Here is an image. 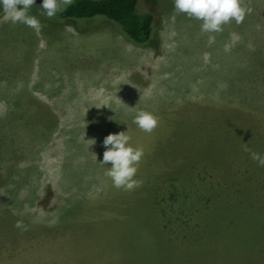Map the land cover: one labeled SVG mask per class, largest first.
<instances>
[{
	"label": "rangeland",
	"instance_id": "obj_1",
	"mask_svg": "<svg viewBox=\"0 0 264 264\" xmlns=\"http://www.w3.org/2000/svg\"><path fill=\"white\" fill-rule=\"evenodd\" d=\"M260 1L202 33L173 0H141L147 46L99 16L48 18L40 0L39 30L0 13V264H264ZM120 131L144 151L132 191L98 162Z\"/></svg>",
	"mask_w": 264,
	"mask_h": 264
},
{
	"label": "clouds",
	"instance_id": "obj_2",
	"mask_svg": "<svg viewBox=\"0 0 264 264\" xmlns=\"http://www.w3.org/2000/svg\"><path fill=\"white\" fill-rule=\"evenodd\" d=\"M72 2L73 0H40L39 5L42 14L52 18L58 12L65 10ZM34 4L35 0H0V13L3 14L4 20L12 24H24L39 30L40 21L36 16L29 14ZM173 7L177 13H183L189 18L200 21L202 33L220 32L222 26L230 21L240 24L252 11L250 7L244 5L243 0H173ZM132 123L141 131L151 133L157 126L158 120L152 112L140 109L134 113ZM130 139L126 131L107 134L102 140L105 150L98 161L101 165L108 166L105 174L110 178L112 186L125 191H132L140 187L142 183L135 177L144 151L139 147L134 148L129 143ZM93 144L94 140L88 145V149ZM250 156L258 166L264 167V155L251 152ZM15 226L25 228L21 222H17Z\"/></svg>",
	"mask_w": 264,
	"mask_h": 264
},
{
	"label": "trees",
	"instance_id": "obj_3",
	"mask_svg": "<svg viewBox=\"0 0 264 264\" xmlns=\"http://www.w3.org/2000/svg\"><path fill=\"white\" fill-rule=\"evenodd\" d=\"M141 0H74L61 17L64 21L100 17L114 25L117 31L130 43L136 46H147L153 43L157 24L154 14L148 9H137ZM143 7H145L143 5Z\"/></svg>",
	"mask_w": 264,
	"mask_h": 264
},
{
	"label": "crops",
	"instance_id": "obj_4",
	"mask_svg": "<svg viewBox=\"0 0 264 264\" xmlns=\"http://www.w3.org/2000/svg\"><path fill=\"white\" fill-rule=\"evenodd\" d=\"M263 7H264V3L261 2V4H260V8H261V18H260V22H262V23H264ZM259 26L261 27V25H259ZM260 31L262 32V34L260 33V35L264 38V28H262L261 30L260 29L259 30H256L257 33H255V34H258Z\"/></svg>",
	"mask_w": 264,
	"mask_h": 264
},
{
	"label": "flooded vegetation",
	"instance_id": "obj_5",
	"mask_svg": "<svg viewBox=\"0 0 264 264\" xmlns=\"http://www.w3.org/2000/svg\"><path fill=\"white\" fill-rule=\"evenodd\" d=\"M38 1V0H37Z\"/></svg>",
	"mask_w": 264,
	"mask_h": 264
}]
</instances>
